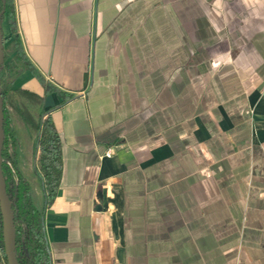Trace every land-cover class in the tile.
I'll use <instances>...</instances> for the list:
<instances>
[{"label":"crops","instance_id":"crops-1","mask_svg":"<svg viewBox=\"0 0 264 264\" xmlns=\"http://www.w3.org/2000/svg\"><path fill=\"white\" fill-rule=\"evenodd\" d=\"M11 3L6 152L51 264H264V0ZM46 116L62 161L48 206Z\"/></svg>","mask_w":264,"mask_h":264},{"label":"trees","instance_id":"trees-1","mask_svg":"<svg viewBox=\"0 0 264 264\" xmlns=\"http://www.w3.org/2000/svg\"><path fill=\"white\" fill-rule=\"evenodd\" d=\"M1 18L7 14L13 16L11 0H0ZM19 45L14 41L10 50ZM2 73V67L0 75ZM26 92V91H23ZM4 101V90L1 85ZM4 111V109H3ZM36 132L35 147L38 151L35 174L42 182L45 194V205H50L56 196L61 178V142L60 137L49 116L41 117L32 125ZM8 120L4 114V142L2 158L8 159L6 152L8 143L14 147L15 141L10 137ZM11 167L2 162L6 182V190L12 203L15 226V252L19 264H51L49 247L44 235L43 213L32 204L30 188L27 180L16 170L14 163L8 159ZM7 264L4 254L1 216H0V263Z\"/></svg>","mask_w":264,"mask_h":264},{"label":"water","instance_id":"water-1","mask_svg":"<svg viewBox=\"0 0 264 264\" xmlns=\"http://www.w3.org/2000/svg\"><path fill=\"white\" fill-rule=\"evenodd\" d=\"M4 61V45L1 26L0 12V71ZM4 142V111L3 98L1 93V77H0V216L2 228V240L4 254L7 264H19L15 252V226L12 210V203L6 190V182L2 168V150Z\"/></svg>","mask_w":264,"mask_h":264},{"label":"built area","instance_id":"built-area-1","mask_svg":"<svg viewBox=\"0 0 264 264\" xmlns=\"http://www.w3.org/2000/svg\"><path fill=\"white\" fill-rule=\"evenodd\" d=\"M106 155L107 156H110L111 155V152L108 150V151H106ZM3 163H5V164H7L9 167H11V164H10V162H9V160L8 159H3Z\"/></svg>","mask_w":264,"mask_h":264},{"label":"rangeland","instance_id":"rangeland-1","mask_svg":"<svg viewBox=\"0 0 264 264\" xmlns=\"http://www.w3.org/2000/svg\"><path fill=\"white\" fill-rule=\"evenodd\" d=\"M5 57H6V54L4 53V60H5ZM2 66H3L4 68H6V67H7V63H5V61H3ZM2 86H3V88H5V84H2ZM4 98H5V96H4ZM3 109H4V101H3ZM2 159H4V158H2Z\"/></svg>","mask_w":264,"mask_h":264}]
</instances>
